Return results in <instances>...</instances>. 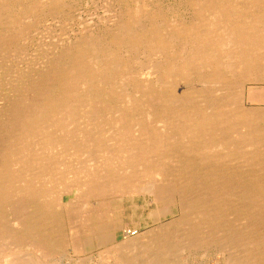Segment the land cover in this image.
<instances>
[{
    "label": "rangeland",
    "instance_id": "374dc122",
    "mask_svg": "<svg viewBox=\"0 0 264 264\" xmlns=\"http://www.w3.org/2000/svg\"><path fill=\"white\" fill-rule=\"evenodd\" d=\"M263 213L264 0H0V264H236Z\"/></svg>",
    "mask_w": 264,
    "mask_h": 264
},
{
    "label": "bare ground",
    "instance_id": "6f19581e",
    "mask_svg": "<svg viewBox=\"0 0 264 264\" xmlns=\"http://www.w3.org/2000/svg\"><path fill=\"white\" fill-rule=\"evenodd\" d=\"M113 6V5H112ZM109 10V9H108ZM114 11V10H113ZM59 12V11H58ZM109 15V14H108ZM119 15H120V13H119ZM110 16V15H109ZM111 21V20H110ZM117 22V21H116ZM66 27V26H65ZM139 27H141V26H139ZM138 27V28H139ZM129 29L127 28V30L126 31H128ZM121 33V32H120ZM130 34H131V32H130ZM25 37V36H24ZM175 38V37H174ZM172 39V38H171ZM176 39V38H175ZM54 40V39H53ZM101 41V40H100ZM93 42V41H92ZM102 42V41H101ZM100 42V43H101ZM182 46L184 45V44H181ZM100 46V45H99ZM103 46V45H102ZM189 46V45H188ZM17 47V46H16ZM181 49H182V47H181ZM98 50V49H97ZM137 50V49H136ZM234 50V49H233ZM133 51V50H132ZM183 51V50H182ZM98 52V51H97ZM134 52H135V50H134ZM162 53V52H161ZM158 54V53H157ZM108 56V55H107ZM147 57V56H146ZM158 57V56H157ZM160 58V57H159ZM147 60V59H146ZM142 61V60H141ZM146 62V61H145ZM145 62H143V63H145ZM152 62H154V64H152V65H154V68H152V69H154V70H157L158 71V68L155 66V61H152ZM158 62H159V60H158ZM142 63V62H141ZM142 63V64H143ZM146 63H148V62H146ZM151 65V64H150ZM149 65V66H150ZM142 67V66H141ZM145 68V67H144ZM201 69V68H200ZM150 70V69H149ZM249 71V70H248ZM144 73V72H143ZM148 74V73H147ZM34 75V74H33ZM151 75V74H150ZM159 76V75H158ZM157 76V77H158ZM217 84V83H216ZM231 84V83H230ZM245 84V83H244ZM242 85V84H241ZM238 87V86H237ZM241 89V88H240ZM218 91V90H217ZM216 91V92H217ZM228 91V90H227ZM233 91H235V90H233ZM237 91V90H236ZM235 91V92H236ZM239 91V90H238ZM92 92V91H91ZM234 93V92H233ZM232 93V94H233ZM237 93H239V92H237ZM236 94V93H235ZM237 95V94H236ZM240 98V97H239ZM238 101V100H237ZM206 108V107H205ZM110 116V115H109ZM239 129V128H238ZM233 136V135H232ZM52 141V140H51ZM107 144V143H106ZM134 144V143H133ZM141 144V143H140ZM105 145V144H104ZM135 145V144H134ZM142 147V146H141ZM145 148V147H144ZM137 152V151H136ZM151 151H149V153H150ZM138 153V152H137ZM143 153V152H142ZM141 156V155H140ZM144 156H147V155H144ZM165 156V155H164ZM142 158H143V156H141ZM148 157V156H147ZM147 157H146V159H147ZM128 158V157H127ZM140 160H141V158H140ZM149 161V160H148ZM135 162V161H134ZM162 173V172H161ZM136 175V174H135ZM93 176V175H92ZM95 177V176H94ZM138 177V176H137ZM124 178H126V177H124ZM126 181V180H125ZM224 184H226L225 182H223ZM117 184V183H116ZM208 184H209V182H208ZM214 184H216V183H214ZM89 185H90V183H89ZM218 188V187H217ZM223 188H225V187H223V186H221L219 189H215V190H212L211 191V196H212V199L210 200V202H212V203H214V202H219L220 204H222L223 202H221V200L222 199H224V197L223 196H220V194H219V192H226L225 191V189H223ZM202 190V189H201ZM244 191H247L246 189L244 190ZM250 191V190H249ZM255 191V190H254ZM257 191V190H256ZM253 192V191H252ZM252 192H251V194H252ZM188 193V192H187ZM255 193V192H254ZM253 193V194H254ZM251 194H245V196L244 197H241L239 200L241 201V203H240V205H239V208H238V210H240L242 207H243V201H245V202H248V201H250L249 203H251V202H253V201H255L256 200V198L255 197H253V196H251ZM181 196V195H180ZM228 198L227 197H225V202H226V204H229V205H231L232 207H233V205H232V203L229 201V200H227ZM204 198H200V199H198L197 201H198V203L199 204H202V205H204L205 204V206H206V204L207 203H205V202H208V200H206L205 202H204ZM209 203V202H208ZM256 204V203H255ZM254 204V205H255ZM252 205V204H251ZM210 208V207H209ZM245 208V207H244ZM257 208V207H256ZM237 209V208H236ZM235 209V210H236ZM252 209V208H251ZM221 212H222V210H221ZM210 213V212H209ZM212 213V212H211ZM53 214V213H52ZM264 214V213H263ZM214 215H217V214H214ZM55 216V215H54ZM215 217V216H214ZM261 219V218H260ZM262 220L263 219H261V221L259 222V223H261L262 222ZM248 222V221H247ZM257 224V223H256ZM253 225V224H252ZM255 225V224H254ZM263 226V225H262ZM244 227V226H243ZM247 227H250V225H248ZM25 228V227H24ZM31 228V227H30ZM252 228H254V226H251V229ZM250 230V229H249ZM248 230V231H249ZM241 231V230H240ZM218 233V232H217ZM247 233V232H246ZM249 234V233H248ZM255 234V233H254ZM235 235V234H234ZM245 235H247V234H245ZM232 236V235H231ZM231 236H229L230 238H231ZM236 236V235H235ZM234 236V237H235ZM238 236V235H237ZM255 236H256V234H255ZM50 237V236H49ZM249 237H250V235H249ZM51 238V237H50ZM255 238V237H254ZM232 240H233V236H232V238H231ZM239 239V238H238ZM50 240V239H49ZM236 240H237V238H236ZM245 240H246V238H245ZM262 240H263V238H262ZM253 241V240H252ZM251 241V242H252ZM259 241V240H258ZM236 242V241H235ZM234 242V243H235ZM241 242V241H240ZM255 242V241H254ZM250 243V242H249ZM248 243V244H249ZM258 243V242H257ZM244 244V243H243ZM251 244V243H250ZM127 246V245H126ZM238 246H240V245H238ZM249 245H247V247H248ZM253 246V245H252ZM236 247V246H235ZM246 247V249L245 250H247L248 248V252H249V254H251V253H253L252 254V256L255 258H253V259H250V258H247L248 260H246L245 258L244 259H241L242 260V262H240V263H236V264H264V252H263V250H264V248H263V250L262 251H259V250H252V251H250L251 249H250V247H248L247 248ZM256 249V248H255ZM237 253V252H236ZM249 254L247 253V256H249ZM236 255V254H235ZM243 255H244V253H243ZM246 255V254H245ZM244 255V256H245ZM242 256V255H241ZM243 256V257H244ZM246 256V257H247ZM249 257H251V256H249ZM238 258V257H237ZM236 258V259H237ZM228 260V259H227ZM232 260V259H231ZM231 260L230 261H228V262H230L231 263ZM234 260H235V258H234ZM244 260V261H243ZM233 261V260H232ZM11 263V262H10ZM235 264V263H234Z\"/></svg>",
    "mask_w": 264,
    "mask_h": 264
}]
</instances>
